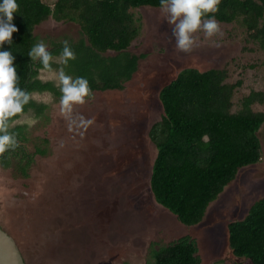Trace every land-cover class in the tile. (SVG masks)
Listing matches in <instances>:
<instances>
[{
  "label": "rangeland",
  "instance_id": "rangeland-1",
  "mask_svg": "<svg viewBox=\"0 0 264 264\" xmlns=\"http://www.w3.org/2000/svg\"><path fill=\"white\" fill-rule=\"evenodd\" d=\"M44 1L53 5L56 0ZM135 15L142 28L132 50L147 56L124 89L95 91L70 114L61 111L52 93H35L37 101L49 103L51 122L40 126V118L31 115L17 120L28 125L32 139L46 129L52 149L49 156H35L27 168L29 177L21 170L22 155L10 167L0 164V225L17 242L27 264H147L152 241L185 234L198 241L202 264L237 259L227 225L264 194V124L258 132L261 161L242 169L192 227L155 201L150 176L156 149L149 131L162 114V88L180 71L220 68L227 62L241 68L245 56L257 55L241 50L254 44L247 42L240 22H219L222 36L208 38L199 31L192 50L182 52L172 35L174 25L161 8L142 7ZM80 28L77 22L49 19L36 32L77 41ZM240 54L242 59L232 61ZM259 66L246 73L237 98L264 88V64ZM38 76L48 79L47 72ZM256 108L264 111L263 104ZM32 145H26L28 152L34 151Z\"/></svg>",
  "mask_w": 264,
  "mask_h": 264
},
{
  "label": "trees",
  "instance_id": "trees-1",
  "mask_svg": "<svg viewBox=\"0 0 264 264\" xmlns=\"http://www.w3.org/2000/svg\"><path fill=\"white\" fill-rule=\"evenodd\" d=\"M16 2L19 10L14 13L13 24L18 31L13 33V43L0 46V51H11L15 56L21 89L30 93L48 90L57 101L62 96L59 87L53 81L37 78L39 73L28 57L38 41L43 40L53 55H59L62 42L67 40L77 58L69 60L64 71L73 78H86L93 94L124 89L140 60L147 56L132 50L142 28L135 11L161 8L160 0H56L53 5L44 0ZM218 7L217 13L204 18L214 15L220 23L240 22L247 42L254 44L246 45L241 52L249 51L256 57L245 56L241 68L227 62L220 68L189 67L180 71L162 88V114L149 131V140L156 149L150 176L152 194L161 207L187 227L199 224L239 172L262 158L258 132L264 124V111L256 105H264V88L253 89L241 98L236 94L245 84L249 69L264 64V0H221ZM49 19L77 22L81 37L75 41L71 36L52 38L36 32V27ZM259 50L263 52L261 59ZM235 58L242 59V54L232 61ZM36 67L42 65L37 62ZM49 107V103L31 100L24 112L36 109L40 126H48ZM27 129L26 123L9 128L22 147L7 149L0 155V164L10 167L13 158L22 155L20 162L24 164L18 166L23 176L29 177L27 168L35 156H49L52 149L46 129L33 139ZM28 142H32L33 152H28ZM227 230L230 249L237 259H228L225 264H264V194L243 217L230 221ZM166 240L150 243L147 264H202L199 243L191 234Z\"/></svg>",
  "mask_w": 264,
  "mask_h": 264
},
{
  "label": "clouds",
  "instance_id": "clouds-1",
  "mask_svg": "<svg viewBox=\"0 0 264 264\" xmlns=\"http://www.w3.org/2000/svg\"><path fill=\"white\" fill-rule=\"evenodd\" d=\"M221 0H160L161 11L169 24L174 25L172 35L175 37L176 48L189 52L196 44L194 34L202 31L206 37L223 35L220 23L212 18L205 19L208 14L219 11ZM16 0H2L0 3V46L13 43V33L18 28L13 24L14 13L18 12ZM63 48L59 55H53L49 46L43 40L38 41L28 53L33 69L38 73H48V78L56 82L62 96L61 111L70 114L76 105H84L93 93L86 78L68 75L64 67L69 60H75L76 54L69 42H62ZM15 56L11 51H0V155L8 148L15 146L13 135L9 128L17 123L14 117L25 116V106L34 99V94L18 86L19 76L14 64ZM42 65L37 68L36 64ZM53 64L62 65L58 69ZM37 78H40L39 76Z\"/></svg>",
  "mask_w": 264,
  "mask_h": 264
},
{
  "label": "water",
  "instance_id": "water-1",
  "mask_svg": "<svg viewBox=\"0 0 264 264\" xmlns=\"http://www.w3.org/2000/svg\"><path fill=\"white\" fill-rule=\"evenodd\" d=\"M13 135L17 145L18 136ZM14 146V147H15ZM11 147V148H14ZM10 149V148H8ZM0 264H27L17 242L0 225Z\"/></svg>",
  "mask_w": 264,
  "mask_h": 264
},
{
  "label": "flooded vegetation",
  "instance_id": "flooded-vegetation-1",
  "mask_svg": "<svg viewBox=\"0 0 264 264\" xmlns=\"http://www.w3.org/2000/svg\"><path fill=\"white\" fill-rule=\"evenodd\" d=\"M54 69H57V68H54ZM43 82H48V81H53L54 83H55V85H56V82L54 81V80H52V79H47V80H45V79H41ZM44 92H50L51 93V91H48V90H45V91H35V92H33V94H35V93H40V94H42V93H44ZM53 97H54V95H53ZM33 100H35L37 103H47V102H43V101H37L36 99H35V97H34V99ZM35 110L36 109H33V108H30L29 110H27L26 112H25V116L26 117H28L29 115H31V116H35V114H36V112H35ZM22 117L23 116H19L17 119H15L16 121L17 120H22ZM25 121V120H24ZM20 124H22V123H16L15 124V126H17V125H20ZM10 134V133H9ZM14 134V133H13ZM19 147H22V144L19 142V140H17V145L14 147V148H10V149H18Z\"/></svg>",
  "mask_w": 264,
  "mask_h": 264
}]
</instances>
